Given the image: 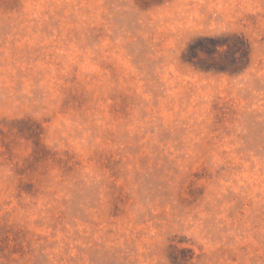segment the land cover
Instances as JSON below:
<instances>
[{
	"label": "rangeland",
	"instance_id": "1",
	"mask_svg": "<svg viewBox=\"0 0 264 264\" xmlns=\"http://www.w3.org/2000/svg\"><path fill=\"white\" fill-rule=\"evenodd\" d=\"M0 264H264V0H0Z\"/></svg>",
	"mask_w": 264,
	"mask_h": 264
}]
</instances>
